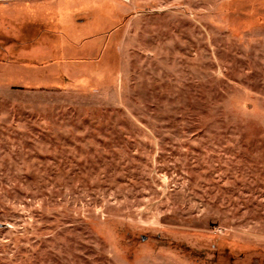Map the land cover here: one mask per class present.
<instances>
[{
    "label": "rangeland",
    "instance_id": "obj_1",
    "mask_svg": "<svg viewBox=\"0 0 264 264\" xmlns=\"http://www.w3.org/2000/svg\"><path fill=\"white\" fill-rule=\"evenodd\" d=\"M0 264H264V0H0Z\"/></svg>",
    "mask_w": 264,
    "mask_h": 264
},
{
    "label": "trees",
    "instance_id": "obj_2",
    "mask_svg": "<svg viewBox=\"0 0 264 264\" xmlns=\"http://www.w3.org/2000/svg\"><path fill=\"white\" fill-rule=\"evenodd\" d=\"M105 45V44H104Z\"/></svg>",
    "mask_w": 264,
    "mask_h": 264
}]
</instances>
